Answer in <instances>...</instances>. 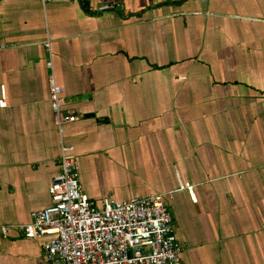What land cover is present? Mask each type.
<instances>
[{
    "label": "crops",
    "instance_id": "1",
    "mask_svg": "<svg viewBox=\"0 0 264 264\" xmlns=\"http://www.w3.org/2000/svg\"><path fill=\"white\" fill-rule=\"evenodd\" d=\"M47 41L82 115L62 137ZM4 98L0 264H53L18 226L51 204L61 138L97 205L164 195L176 264H264V0H0Z\"/></svg>",
    "mask_w": 264,
    "mask_h": 264
},
{
    "label": "built area",
    "instance_id": "2",
    "mask_svg": "<svg viewBox=\"0 0 264 264\" xmlns=\"http://www.w3.org/2000/svg\"><path fill=\"white\" fill-rule=\"evenodd\" d=\"M48 3L55 0H40ZM71 1V0H67ZM118 4L105 3L97 10H116ZM49 100L54 121L61 134L82 115L66 109L63 86L54 73V60L49 41L45 43ZM6 104L5 98L0 105ZM61 171L49 187L51 204L31 213V222L18 229L24 236L44 239L45 257L53 264H176L183 252L172 215L164 195L117 199L106 197L102 205L93 202L79 178V165L70 155L72 145L61 138ZM185 189L196 201L194 187ZM13 225H0V237H7Z\"/></svg>",
    "mask_w": 264,
    "mask_h": 264
}]
</instances>
